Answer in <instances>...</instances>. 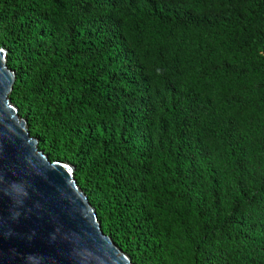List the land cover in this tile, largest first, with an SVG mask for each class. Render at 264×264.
<instances>
[{
	"label": "trees",
	"instance_id": "16d2710c",
	"mask_svg": "<svg viewBox=\"0 0 264 264\" xmlns=\"http://www.w3.org/2000/svg\"><path fill=\"white\" fill-rule=\"evenodd\" d=\"M0 48L132 264H264V0H0Z\"/></svg>",
	"mask_w": 264,
	"mask_h": 264
},
{
	"label": "water",
	"instance_id": "95a60500",
	"mask_svg": "<svg viewBox=\"0 0 264 264\" xmlns=\"http://www.w3.org/2000/svg\"><path fill=\"white\" fill-rule=\"evenodd\" d=\"M6 56L0 48V264H132L103 233L74 167L38 149L11 103Z\"/></svg>",
	"mask_w": 264,
	"mask_h": 264
},
{
	"label": "rangeland",
	"instance_id": "374dc122",
	"mask_svg": "<svg viewBox=\"0 0 264 264\" xmlns=\"http://www.w3.org/2000/svg\"><path fill=\"white\" fill-rule=\"evenodd\" d=\"M18 113H19V111H18ZM20 115V114H19Z\"/></svg>",
	"mask_w": 264,
	"mask_h": 264
}]
</instances>
